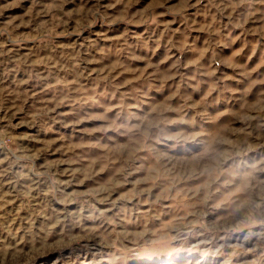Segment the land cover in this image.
I'll list each match as a JSON object with an SVG mask.
<instances>
[{"label":"rangeland","instance_id":"374dc122","mask_svg":"<svg viewBox=\"0 0 264 264\" xmlns=\"http://www.w3.org/2000/svg\"><path fill=\"white\" fill-rule=\"evenodd\" d=\"M0 264H264V0H0Z\"/></svg>","mask_w":264,"mask_h":264}]
</instances>
